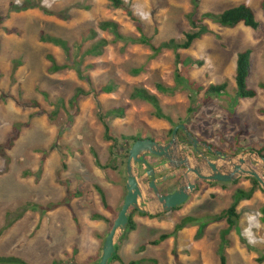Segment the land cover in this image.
Returning a JSON list of instances; mask_svg holds the SVG:
<instances>
[{"label": "rangeland", "instance_id": "1", "mask_svg": "<svg viewBox=\"0 0 264 264\" xmlns=\"http://www.w3.org/2000/svg\"><path fill=\"white\" fill-rule=\"evenodd\" d=\"M122 1L124 8L114 7L109 0H0V256L23 258L30 264H98L126 194L125 165L111 155L114 142L105 140L99 113L125 109L123 118L107 120L118 141L116 153L121 154L123 142L126 148L132 144L123 137L170 139L171 124L155 118L147 102L132 98L135 88L155 95L174 124H185L189 132L225 155L248 156L264 147V0H196L195 19L245 4L260 25L253 31L243 25L226 28L205 21L211 34L178 51L179 61H194L191 67L180 64L173 51L152 58L145 45L113 42L112 33L102 31L99 24L114 22L125 37L143 34L154 45L182 40L191 30L192 0ZM41 35L66 40L90 83L74 70L49 72L48 56L60 65L66 57L59 47L41 42ZM102 39L107 46L98 55H84ZM244 50L252 52L247 86L256 97L234 102L236 59ZM133 69L141 73L133 75ZM177 75L188 83L179 84ZM193 83L203 89L225 83L227 94L208 97L205 90L191 87ZM158 84L175 90L162 93ZM107 85L112 92L92 93ZM79 89L85 94L71 107L69 102ZM16 135L8 150L4 145ZM97 162L108 168L100 169ZM247 165L264 179L259 167L250 161ZM136 173L140 177L137 169ZM247 178H239L236 184L200 183L185 204L168 213L158 212L160 207L146 190L149 215L157 217L132 214L134 228L126 238L123 232L115 240L122 261L176 264L177 257L180 264H221L224 256L226 264H264L260 186L249 200L238 203L237 225L224 242L222 231L228 226L221 220L210 223L199 239L194 224L157 246L149 244L185 217L205 221L230 207L237 190L252 187ZM96 187L104 192L111 212L103 208ZM35 205L38 208L32 210ZM9 222L12 226L5 229Z\"/></svg>", "mask_w": 264, "mask_h": 264}, {"label": "trees", "instance_id": "2", "mask_svg": "<svg viewBox=\"0 0 264 264\" xmlns=\"http://www.w3.org/2000/svg\"><path fill=\"white\" fill-rule=\"evenodd\" d=\"M109 1L116 8H124L125 7V3L122 0H109ZM192 2H193V8L194 9H193L192 13H190L188 15V20H189V23L191 26V30L184 34V37L182 40L170 39L168 41L160 43L159 45H154L152 43V41L149 38L145 37L143 34H141L138 37H125L124 35H122L118 31V27H117L116 23L111 22V21L101 22L99 24V28L102 31H109L110 33H112V35L114 37L113 42L121 41V42H124L126 44L131 43V44H141V45L147 46L151 51V57L152 58L157 57L162 51H166V50L167 51H173L176 54L177 61L180 64H182L184 66H188V67H191L193 65L194 61H192L190 58L179 61L178 51L190 49L196 41L202 39L206 35L211 34V30L209 29L208 25L206 23H204L205 21H211L213 23L220 25L221 27H226V28H235L238 25H243L244 27L250 28L253 31H256L259 28L260 23L256 19L254 11L252 10V8H250L249 6H247L245 4H241L239 6H235V7L226 9L219 14L204 13L201 15V17L199 19H195L194 14H196V9L198 8V3L196 2V0H192ZM127 14L129 15L130 19H132L134 21L137 28L139 30H141L140 25L138 23V20L133 16L132 12L128 11ZM91 34H92V37L95 38V33L92 32ZM40 40L43 43H50L53 46L59 47L65 53L66 63L64 65L58 64L57 61L55 60V58L51 55L47 57V60L49 62V69H48L49 72L57 73V72H60L62 70H65V69L74 70L77 73V75L79 76V78L85 80V82H87V83H90L89 77L83 75V71L81 70L80 62L76 61L75 60L76 58H74L72 56V48L69 46V44L66 40L59 38V37L51 36V35H41ZM105 46H107V41L104 39L99 40L95 45L90 47L84 53V55H92V54L98 55L100 50H103V48ZM251 54H252V52L250 50H244V51H241L237 54L235 75H234V80H235V96H234V100H233L234 102L238 101V100L253 99L256 97V91L248 88V86H247V79L249 78L250 69H251ZM196 64L199 66L202 65L201 62H197ZM89 68H91V67L89 66ZM131 72L133 75H138L141 73V69H133ZM177 82L179 84H182L184 82H186V84L188 83L180 75H177ZM190 86L195 88L198 92L205 90V95L208 97H222L223 95L227 94V84H225V83L210 84L205 89H203L202 86H200L196 83H193V85H190ZM261 87H264V85H261ZM157 88L162 93H170V94H172L175 90L174 88H170V87L165 88L159 84L157 85ZM112 91H113V87L111 85H107V86H104L103 88H101L99 90V92L92 90V93H94L96 96H98L99 93H110ZM84 94L85 93L83 90H81V89L77 90L75 95L73 96V98L69 102L71 107H75V105L78 101V98ZM131 97L134 99H140V100H143L144 102H147L149 105L152 106L153 115L155 118L161 119V120H166L168 123H170L172 128L168 131V134L171 136L173 128L176 125H178L179 123L174 124L172 119L163 113L161 102L155 95L151 94L150 92H148L145 89L135 88L132 92ZM124 116H125V109L122 107L111 109V110L107 111L106 113H99V121H100V123L103 127V130H104L105 140L114 142L113 145L110 147L111 155H113L115 157L117 156L118 159H120L122 162L119 165H122V166L126 165L125 159L127 158L128 151H129L131 146L129 148H126L125 142H123V144L120 145L121 154L116 153L115 150H117V148L114 146H115V143L118 144V141L113 139V136L111 135V128H110L107 120H108V118H123ZM15 128H16V130L18 128H20V124L16 125ZM177 135H178L179 141H180V139L181 140L186 139V134L184 133V131L182 129H180L178 131ZM17 138H18V135H16L14 138H12L9 141V143L4 145V147H6L8 150L11 149L14 146V142ZM123 139H124V141L127 140V141L132 142V144H133L135 141L140 140V139H144V138L142 136H132L130 138L123 137ZM263 152H264V147L257 151V153L260 156L264 157ZM97 164H98V167L102 170H105L106 168H108V166H104V167L101 166L98 162H97ZM113 169L116 170L117 167L113 168ZM247 179L251 182L252 187L248 191L241 190V189L237 190L236 193L233 195V200H234L233 204L230 207H228L227 209L223 210L221 213L208 216V217H206V219H204L205 221H203L202 218H196V217H190V216L185 217L181 220L180 223L175 225V227L173 228V230L171 232L160 234L157 239L152 240L149 244L153 245V246H157L160 243H162V242H164L170 238L175 237L177 235V233L180 232L185 227H187L189 225H194V224L198 226L197 232H196V238L199 239L203 236L204 230L207 228V226L210 223L218 222L221 220H225V222L227 223V226H228L227 229L222 231V242H224L225 236L229 233V231L232 228H234L237 225L239 214L237 213L236 209H237L238 203L241 200H249L252 197V195L254 194L255 190L257 188H259V185L255 179H253V178H247ZM237 182L238 181L232 182V184H236ZM209 185L214 186L216 184L210 183ZM222 185H224V184H222ZM96 190H97V193L99 194L103 208L106 211L111 212V207L108 205L106 196H105L104 192L102 191V189H100L99 187H96ZM76 194L80 195L81 193L77 192ZM37 208H38V206L35 205L31 209L36 210ZM135 212H137V211L134 209H130L129 224H128L126 231L122 235L123 238L124 237L126 238V236L128 235V232L134 228V224H133V220H132V214ZM262 212L264 214V209ZM149 217L156 218L157 216L149 215ZM97 218H99V217H97ZM12 224H13V222L12 223L9 222L7 224V226L5 227V229L12 226ZM115 250L116 251L112 255L108 264H111L112 262H118L120 264H125L118 254V246L117 245H115ZM174 260H175L176 264H180L178 262L177 257H175ZM144 262H146V261L140 260V261H132V262H129L128 264H143ZM0 264H30V263L27 262L26 260H24L23 258H18L15 256H0ZM52 264H60V263L58 261H54ZM221 264H226L224 256L221 257Z\"/></svg>", "mask_w": 264, "mask_h": 264}, {"label": "water", "instance_id": "3", "mask_svg": "<svg viewBox=\"0 0 264 264\" xmlns=\"http://www.w3.org/2000/svg\"><path fill=\"white\" fill-rule=\"evenodd\" d=\"M182 129L185 132L187 127L184 125H177L173 128L170 140L165 143H158L151 138H144L135 141L127 155L125 171H126V194L123 204L117 214L113 225L106 236L102 254L98 264H108L112 255L115 253V240L118 234L126 231L129 224L130 209L136 210L143 215L152 214L149 204L145 203L146 190L151 189L155 195L153 202L160 207L162 213L171 212L173 209L183 205L189 198L190 194L196 190L197 185L195 180H201L210 183H232L241 177H249L256 180L258 185L264 192V179L260 172L247 165L250 161L253 165L259 167L264 172V157L257 152L248 156L230 157L222 152H214L219 158L216 161L209 159L204 162H196L193 158L185 155L180 156L183 147L178 139V130ZM189 138L192 140L194 146L198 141L190 134ZM203 146L211 151V147L203 144ZM153 155L158 158L165 159L168 163L162 166V170L183 168L182 182L177 187L176 191L168 195H160L156 186V179L154 178L155 170L148 167L145 175L141 178L136 173V165L138 163H145V157ZM171 176H175V173ZM145 177H153L148 184L143 183L142 179ZM191 178V181L189 180Z\"/></svg>", "mask_w": 264, "mask_h": 264}, {"label": "flooded vegetation", "instance_id": "4", "mask_svg": "<svg viewBox=\"0 0 264 264\" xmlns=\"http://www.w3.org/2000/svg\"><path fill=\"white\" fill-rule=\"evenodd\" d=\"M178 125L186 126L185 124H182V123H179ZM184 133L186 134V139H182V140L180 139V143L183 147H186L187 149H182L180 151V153H179L180 158L182 156L187 155L190 158H193V160L196 162H204V160H207V159H209L211 161H216L219 158L214 152H216V151L220 152V151L216 150L211 144H208V143L202 141L195 134H192L191 132H189L188 129L186 132L184 131ZM188 134H190L194 139H196L198 141V144L196 146H194V144H193L192 140L189 138ZM170 138H171V136H170ZM153 140H154V137H153ZM169 140L170 139L158 140L156 142L165 144ZM203 144L210 146L211 151H208L203 146ZM167 163L168 162L165 159L158 158V157H155L153 155H147L145 157V163L141 162V163H138L136 165V169L139 171L141 178L145 175L147 168L149 166L154 168V170H155L154 178L156 179V186H157V189H158L160 195H168V194L174 193L176 191L177 187L179 186V184L183 181L182 180V176H183L182 172L184 171L183 168L166 169V170L161 171L162 166L167 164ZM174 173H175V176H171ZM152 179H153V177H145L142 179V182L148 184L149 182L152 181ZM200 183L210 184V182L195 180V184L197 186ZM212 184L217 185V184H224V183H212ZM147 191L149 192V197L151 198V200H155V195L153 193V190L148 189ZM191 194H190V196H191ZM190 196H189L188 200L190 199ZM177 208L179 209L180 206ZM177 208L173 209L172 211L177 210Z\"/></svg>", "mask_w": 264, "mask_h": 264}, {"label": "bare ground", "instance_id": "5", "mask_svg": "<svg viewBox=\"0 0 264 264\" xmlns=\"http://www.w3.org/2000/svg\"><path fill=\"white\" fill-rule=\"evenodd\" d=\"M189 180L191 181V178H189ZM156 205V204H155ZM154 209V208H153Z\"/></svg>", "mask_w": 264, "mask_h": 264}]
</instances>
